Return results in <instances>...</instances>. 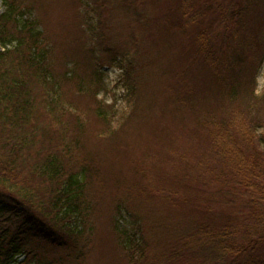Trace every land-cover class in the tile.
I'll return each mask as SVG.
<instances>
[{
    "label": "rangeland",
    "instance_id": "1",
    "mask_svg": "<svg viewBox=\"0 0 264 264\" xmlns=\"http://www.w3.org/2000/svg\"><path fill=\"white\" fill-rule=\"evenodd\" d=\"M83 1L89 0H16L43 28L52 59L56 54L64 57L55 70L64 97L57 111H72L67 122L85 148L76 158L83 162L81 157L87 155L95 160L96 175L86 191L85 209L90 210L85 235L78 242H45L42 260L133 264L118 231H134L136 223L148 235L151 264H162L166 243H177L190 224L210 218L206 204L216 211L225 208L223 180L211 183L212 172L218 176L222 165L210 145V126L238 111L246 122L261 126L264 139V0H237L235 7L245 9L243 26L224 47V36L216 37L217 31L208 38L217 52L225 50L215 59L221 76L199 53L197 33L211 20L205 12L210 4L203 7L202 0L193 6L205 16L191 18V23L177 10L178 0H138L137 19L142 22H133L121 2L110 0L115 3L103 14L104 37L99 43L91 37L85 42L98 68L73 64L72 55L88 36L83 30L89 17ZM5 9L0 0V14ZM117 48L126 59L117 57ZM69 70L74 79L64 78ZM236 86L239 94L232 98ZM35 91L39 102L48 101L41 87ZM43 106L37 117L39 142L31 149L34 157L40 150H56L58 142L56 124L50 121L59 117L58 112Z\"/></svg>",
    "mask_w": 264,
    "mask_h": 264
},
{
    "label": "trees",
    "instance_id": "2",
    "mask_svg": "<svg viewBox=\"0 0 264 264\" xmlns=\"http://www.w3.org/2000/svg\"><path fill=\"white\" fill-rule=\"evenodd\" d=\"M2 1L6 9L0 14V264H49L42 260L45 242L54 245L63 241L78 242L85 235L83 228L90 210L85 209L86 191L96 175L95 160L87 155L81 157L83 162L76 158L77 154L85 153V148L79 134L67 122L73 116L72 111L64 108L62 112L57 111L64 97L55 70L62 67L64 57L56 54L52 59L50 45L34 15L23 11L16 0ZM214 1L219 0H202L203 7L210 4L205 12L211 20L197 34L200 55L214 74L221 76L215 59L225 50L217 52L208 38L217 31L216 37L224 36V47L236 28L243 26L245 9L235 7L239 5L237 0H221L217 7L211 4ZM120 2L133 22L134 19L143 21L137 19L138 0H118ZM176 2L177 10L183 11L189 23L191 18L195 21L197 16H205V12L194 10L195 0ZM111 3L115 2L83 1L89 16L83 30L88 36L82 40L85 45L72 55L73 64L84 65L85 70L98 68L94 51L88 49L89 42H85L91 37L99 43L104 37L103 14ZM116 51L117 57L127 58L119 48ZM74 75L69 70L64 78L72 79ZM36 86L45 91L46 103L39 102ZM238 94L236 86L232 89V98ZM47 105L51 113L56 109L59 115L50 118L56 124L58 142L56 150H40L34 157L31 149L38 145L41 134L37 117L42 106ZM261 129L260 125L255 127L246 122L238 111L210 126V145L222 165L218 176L212 172L211 183L223 180L220 193L225 208L216 211L206 204V217L210 218L190 224L179 235L177 243H166L160 255L162 264H264V139L259 135ZM206 202L214 203L209 199ZM238 222L245 228L241 229ZM135 226L134 231L119 229L123 247L133 264H151L148 235ZM252 227L256 229L251 231Z\"/></svg>",
    "mask_w": 264,
    "mask_h": 264
}]
</instances>
